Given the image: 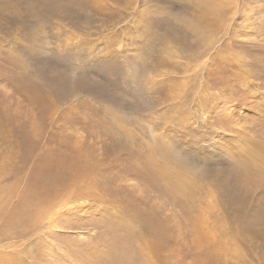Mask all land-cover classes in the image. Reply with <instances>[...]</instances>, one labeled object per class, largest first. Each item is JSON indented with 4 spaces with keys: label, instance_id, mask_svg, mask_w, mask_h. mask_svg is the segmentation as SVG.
Here are the masks:
<instances>
[{
    "label": "rangeland",
    "instance_id": "1",
    "mask_svg": "<svg viewBox=\"0 0 264 264\" xmlns=\"http://www.w3.org/2000/svg\"><path fill=\"white\" fill-rule=\"evenodd\" d=\"M79 1L0 0V264H264V187L237 172L264 141V0L201 59L171 32L199 0Z\"/></svg>",
    "mask_w": 264,
    "mask_h": 264
},
{
    "label": "bare ground",
    "instance_id": "2",
    "mask_svg": "<svg viewBox=\"0 0 264 264\" xmlns=\"http://www.w3.org/2000/svg\"><path fill=\"white\" fill-rule=\"evenodd\" d=\"M56 1V0H24V4L26 7V14L30 17V18H37V16L39 14H48L53 10V4L52 2ZM70 1V0H69ZM87 1V0H86ZM83 2V1H79L78 6L77 7H81L83 5V7H85L87 5V2ZM96 1V0H93ZM91 1V2H93ZM130 1V0H127ZM136 1V0H135ZM138 1V0H137ZM195 1V0H194ZM193 1V2H194ZM253 3V1H259V0H199L197 3H194L193 5V12L194 14H192L193 19H195L197 17V21L195 19L192 20V22L188 20L185 21L184 25L185 28L183 29V33L180 31V29H176V30H171L172 34H176V36L178 37V34L181 35L180 38L184 37V39H186L187 37L191 38V41L189 42H193L197 48L196 50L193 52L191 51L190 53H188V57L190 58H195V59H201L204 55H203V51L207 50V48H209L210 46H212L215 43V39L214 37H216L217 35H222L223 39H226V41L229 42H235V38H238L239 40L242 41L241 39V33L243 32V29L241 30V32L239 31V29H241L240 27H252L251 24L249 23H244V18L246 16L247 13L250 12V7H249V2ZM90 2V1H89ZM98 2V1H96ZM122 2V1H121ZM260 2V1H259ZM190 3V2H189ZM96 4V3H95ZM104 4V3H103ZM124 4V3H123ZM126 4V2H125ZM77 5V4H75ZM173 5V4H172ZM74 6V5H73ZM72 6V8H73ZM130 6V5H129ZM35 7H37L35 9ZM101 7V6H100ZM112 7V6H111ZM126 7V6H125ZM125 7H123L125 9ZM134 7V6H133ZM76 9V7H74ZM94 8V7H93ZM113 8V7H112ZM100 9V8H99ZM103 9V8H102ZM101 9V10H102ZM114 9V8H113ZM74 10V9H73ZM131 10V9H130ZM134 10V8H133ZM132 10V11H133ZM192 10V9H190ZM112 11V10H111ZM259 9H255L253 11V13L259 12ZM53 13V12H52ZM251 14V13H250ZM46 16V15H44ZM49 17H51L49 15ZM250 20V23H253V19L252 17H247L246 21ZM169 24H167L168 26ZM235 27H232V26ZM257 25V24H256ZM255 25V26H256ZM261 25V24H260ZM259 25V26H260ZM159 26V25H157ZM169 25V28H172V26ZM263 27V26H262ZM183 28V27H182ZM249 29V28H248ZM251 29V28H250ZM263 29V28H262ZM245 30V28H244ZM264 33V31H262ZM178 33V34H177ZM260 34V33H259ZM258 34V35H259ZM213 35V37H212ZM187 36V37H186ZM246 36V33L243 35ZM250 36V35H249ZM262 36V35H260ZM256 37H257V32H256ZM169 38V37H168ZM187 38V39H188ZM250 38V37H249ZM248 38V39H249ZM219 39V38H218ZM221 40L220 44L218 45V47L215 48V52H216V60H218V62L215 63V67L217 68L216 71H212L209 73V76H215L216 73L220 72L221 70H223V65L222 62L219 59V55L220 53H222L223 51H225L227 49V43L224 40ZM239 40L237 42V44L239 43ZM169 41V40H168ZM183 41V40H182ZM244 41V40H243ZM172 42V41H171ZM184 42V41H183ZM246 42L249 45H253V47H255L256 49V43L255 42H250L248 40H246ZM260 43V42H259ZM188 45V44H187ZM238 47V46H237ZM236 47V48H237ZM190 48V45H189ZM192 48V47H191ZM254 50V49H253ZM260 50V49H259ZM239 51V50H238ZM256 51V50H255ZM183 52V51H182ZM210 52V51H209ZM184 53V52H183ZM224 53V52H223ZM238 53V52H236ZM252 53V52H251ZM258 53V52H257ZM206 54V53H205ZM255 54V53H254ZM187 55V54H186ZM227 55V54H226ZM184 56V55H183ZM187 57V58H188ZM260 57V56H259ZM187 58H185L187 60ZM189 58V59H190ZM215 60V61H216ZM228 60V59H227ZM205 61V60H204ZM235 61L237 62H241V57L239 55V53L237 54V56L235 57ZM247 61V60H245ZM203 64V63H202ZM253 64V63H252ZM188 65V64H187ZM194 65V64H193ZM244 64H242L241 66H243ZM204 66V65H203ZM196 67V66H195ZM214 67V66H213ZM252 67V66H251ZM188 68V67H187ZM192 69V68H191ZM138 74V73H137ZM145 75V74H144ZM144 77V76H143ZM144 81V80H143ZM197 85V84H196ZM198 86V85H197ZM192 95V94H191ZM184 98V97H183ZM236 100V99H235ZM183 102V101H182ZM259 108V107H258ZM195 132V131H194ZM264 139V138H263ZM259 144H254V151H251L248 153V159L246 162L243 163L242 168L239 170H237V172H242L244 179L246 180H250V182L252 181L253 185L255 188H257L258 186H263L264 187V174H258V172L260 173V171L262 172V170L255 168L254 162L252 161V159H254L255 161H258L260 163H264V141L258 142ZM161 155L167 159V163L170 162L171 163V158H170V153H166L161 151ZM247 158V157H246ZM245 158V159H246ZM177 159V158H176ZM244 159V161H245ZM252 162V163H251ZM173 163V161H172ZM257 163V162H256ZM176 164V163H175ZM238 164V163H237ZM238 166V165H237ZM240 166V165H239ZM237 169V168H236ZM163 173H165L166 175H164L166 178V180H168L170 182V184L172 183L173 188H177L178 191L179 190H188L187 188H189V184L186 183L181 174L177 171V169L174 168L173 165H171L170 167H166L163 169ZM263 173V172H262ZM251 175H253V177H251ZM256 176V177H255ZM165 181V182H168ZM14 184V183H13ZM169 184V185H170ZM15 186V185H14ZM171 186V185H170ZM7 188V187H6ZM172 188V189H173ZM14 189V188H13ZM177 189H173L175 192H178ZM191 189V188H190ZM189 189V190H190ZM0 190H2L0 188ZM12 191V188H11ZM10 191V193H11ZM183 191H179L180 193H182ZM191 191V190H190ZM199 191V190H198ZM8 192V190H7ZM14 192V191H13ZM29 192V191H28ZM178 192V193H179ZM0 193L2 194L3 192L0 191ZM26 193V192H25ZM184 193V192H183ZM182 193V195H183ZM188 193V192H187ZM193 193V192H192ZM201 193V192H200ZM0 194V196H1ZM31 194V193H29ZM47 194V193H46ZM196 194V193H195ZM202 194V193H201ZM48 195V194H47ZM187 195V194H186ZM29 196V195H28ZM2 197V196H1ZM0 197V198H1ZM7 197V195H6ZM30 197V196H29ZM185 197V196H184ZM9 198V197H8ZM36 198V197H35ZM7 199V198H6ZM52 199V198H51ZM187 199V198H186ZM237 199V198H236ZM27 201V199H24V201ZM191 200V199H190ZM6 201V200H4ZM34 201V200H33ZM32 202V201H30ZM50 202V200H49ZM21 203V202H19ZM25 203V202H24ZM33 203V202H32ZM47 204V202H45ZM237 203V201H236ZM2 204V203H1ZM4 204V202H3ZM22 204V203H21ZM27 204V203H26ZM25 204V205H26ZM34 204V203H33ZM32 204V205H33ZM36 204V202H35ZM50 204V203H49ZM49 204L46 205L45 207H49ZM19 205V204H18ZM31 205V203H30ZM43 205V202H42ZM20 206V205H19ZM18 206V207H19ZM29 206V205H28ZM37 206V205H36ZM40 206V204H39ZM38 206V208H40ZM44 206V205H43ZM31 207V206H30ZM29 207V208H30ZM17 208V207H16ZM26 208V207H25ZM31 217H33L34 219H36L38 217V211L39 209L35 208V206L31 207ZM44 208V207H43ZM41 208L43 211L46 209ZM243 208V207H242ZM23 209V207H22ZM47 210V209H46ZM45 210V212H46ZM24 211V210H21ZM27 211H29L28 207H27ZM15 212V211H14ZM30 212H26L29 213ZM23 214V212H21ZM261 213V210H260ZM259 213V214H260ZM25 214V213H24ZM44 214V213H43ZM28 215V214H27ZM258 215V214H257ZM15 217H16V221L17 219H21L18 216V213H15ZM27 218V217H26ZM30 218V215H29ZM135 218V217H134ZM258 218V217H256ZM24 219V217H23ZM31 219V218H30ZM29 219V220H30ZM19 221V220H18ZM21 221V220H20ZM32 221V220H30ZM17 225V224H16ZM138 228V227H137ZM17 229V228H16ZM166 229V228H165ZM164 229V230H165ZM33 230V229H32ZM24 231V230H23ZM17 232V231H16ZM30 232V231H29ZM135 232V230H134ZM166 234V233H165ZM18 235V234H17ZM164 242V241H163ZM155 244V243H154ZM167 245V244H166ZM173 245V244H172ZM144 248V247H143ZM147 248V247H146ZM150 248V247H149ZM148 248V249H149ZM139 249V248H138ZM144 251V250H143ZM150 250H148L149 252ZM146 252V251H145ZM152 253V250H151ZM149 254V253H148ZM152 256V255H151ZM6 257V256H5ZM146 257V256H145ZM4 261H9V258H4ZM6 264V262H5ZM10 264V263H9ZM96 264V263H95ZM146 264V263H145Z\"/></svg>",
    "mask_w": 264,
    "mask_h": 264
}]
</instances>
